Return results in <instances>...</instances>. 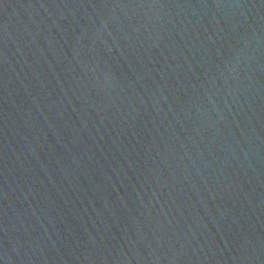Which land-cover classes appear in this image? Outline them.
Returning a JSON list of instances; mask_svg holds the SVG:
<instances>
[{
  "label": "water",
  "instance_id": "water-1",
  "mask_svg": "<svg viewBox=\"0 0 264 264\" xmlns=\"http://www.w3.org/2000/svg\"><path fill=\"white\" fill-rule=\"evenodd\" d=\"M0 264H264V0H0Z\"/></svg>",
  "mask_w": 264,
  "mask_h": 264
}]
</instances>
